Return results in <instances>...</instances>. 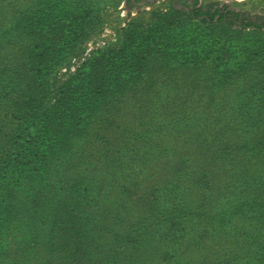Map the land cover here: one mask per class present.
Segmentation results:
<instances>
[{"label": "rangeland", "instance_id": "obj_1", "mask_svg": "<svg viewBox=\"0 0 264 264\" xmlns=\"http://www.w3.org/2000/svg\"><path fill=\"white\" fill-rule=\"evenodd\" d=\"M189 8L0 0V264H264V30Z\"/></svg>", "mask_w": 264, "mask_h": 264}, {"label": "flooded vegetation", "instance_id": "obj_2", "mask_svg": "<svg viewBox=\"0 0 264 264\" xmlns=\"http://www.w3.org/2000/svg\"><path fill=\"white\" fill-rule=\"evenodd\" d=\"M140 0H136L138 2ZM150 1V0H144ZM190 5L187 13H189L195 19L207 20V21H220L226 20V22H257L263 23V20L255 19L247 14H235L234 10L228 5H216V4H204V0H184ZM217 12V13H216Z\"/></svg>", "mask_w": 264, "mask_h": 264}, {"label": "trees", "instance_id": "obj_3", "mask_svg": "<svg viewBox=\"0 0 264 264\" xmlns=\"http://www.w3.org/2000/svg\"><path fill=\"white\" fill-rule=\"evenodd\" d=\"M212 4H216V5H219L217 3H212ZM235 13V10L233 11ZM217 13V12H216ZM237 16L238 14H245V13H242V12H239V11H236ZM191 16V15H190ZM194 18V17H192ZM195 19V18H194ZM197 19V18H196ZM255 19H258V20H263L264 21V17H261V16H255ZM204 22H210V23H214V22H221L223 24H227V25H230V26H236L238 28H241L242 30H245V29H248V28H253V29H256V30H264V25L262 24H259L257 22H226V20H220V21H207V20H202Z\"/></svg>", "mask_w": 264, "mask_h": 264}]
</instances>
